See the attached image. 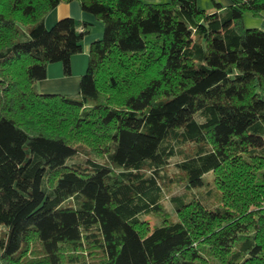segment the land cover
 <instances>
[{
  "label": "trees",
  "instance_id": "obj_1",
  "mask_svg": "<svg viewBox=\"0 0 264 264\" xmlns=\"http://www.w3.org/2000/svg\"><path fill=\"white\" fill-rule=\"evenodd\" d=\"M68 1L0 0V264H264V0H79L42 93Z\"/></svg>",
  "mask_w": 264,
  "mask_h": 264
},
{
  "label": "crops",
  "instance_id": "obj_2",
  "mask_svg": "<svg viewBox=\"0 0 264 264\" xmlns=\"http://www.w3.org/2000/svg\"><path fill=\"white\" fill-rule=\"evenodd\" d=\"M143 1L161 3L169 0ZM232 2L233 0H198L199 5L210 12L217 10L216 3H219L223 8H227ZM65 17H72L80 21L90 22L92 24V30L84 37L82 52L72 56L70 74L65 73L64 66L61 62L51 63L49 65L47 78L38 82V89L42 93L77 94L80 90L81 77L85 74L88 67L91 44L93 41L102 38L104 34L103 22L94 14L85 11L79 0L61 2L46 16V25L47 27H51L58 20ZM253 17L250 27H257L264 31V16L259 17L253 15ZM93 26H95V28Z\"/></svg>",
  "mask_w": 264,
  "mask_h": 264
},
{
  "label": "rangeland",
  "instance_id": "obj_3",
  "mask_svg": "<svg viewBox=\"0 0 264 264\" xmlns=\"http://www.w3.org/2000/svg\"><path fill=\"white\" fill-rule=\"evenodd\" d=\"M252 18H254L253 15H251L250 13H247L246 18L244 19L247 27H250V25H252L251 24L252 23V21H251ZM103 25H104V23H103ZM93 27L95 28V26H93ZM104 29H105V26L103 28V31H104ZM207 177L212 179L213 178V172L208 173ZM182 193H184V188H182V187H174V189H173L171 194H182ZM190 197L192 198V196H190ZM165 205H166L171 217L174 218V219H178L177 213L175 212V210H174V208L172 206V203L170 202V197L169 196L165 200ZM143 217L150 222L151 226L161 223L160 218H158V217H156V216H154L152 214L151 215H147V216L144 215Z\"/></svg>",
  "mask_w": 264,
  "mask_h": 264
}]
</instances>
